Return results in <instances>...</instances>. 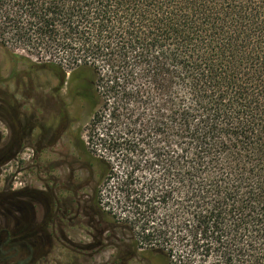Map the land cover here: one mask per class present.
Returning a JSON list of instances; mask_svg holds the SVG:
<instances>
[{"label":"trees","instance_id":"16d2710c","mask_svg":"<svg viewBox=\"0 0 264 264\" xmlns=\"http://www.w3.org/2000/svg\"><path fill=\"white\" fill-rule=\"evenodd\" d=\"M0 46L77 79L140 264H264V0H0Z\"/></svg>","mask_w":264,"mask_h":264},{"label":"rangeland","instance_id":"374dc122","mask_svg":"<svg viewBox=\"0 0 264 264\" xmlns=\"http://www.w3.org/2000/svg\"><path fill=\"white\" fill-rule=\"evenodd\" d=\"M16 53L25 57L0 46V264H140L95 202L99 173L80 142L91 107L77 79L28 72Z\"/></svg>","mask_w":264,"mask_h":264}]
</instances>
